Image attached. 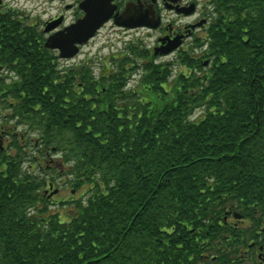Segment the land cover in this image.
Returning <instances> with one entry per match:
<instances>
[{"label":"trees","instance_id":"trees-1","mask_svg":"<svg viewBox=\"0 0 264 264\" xmlns=\"http://www.w3.org/2000/svg\"><path fill=\"white\" fill-rule=\"evenodd\" d=\"M208 16L166 62L63 65L35 30L0 36V264H196L227 209H264V0ZM58 178L83 194L56 200Z\"/></svg>","mask_w":264,"mask_h":264},{"label":"flooded vegetation","instance_id":"flooded-vegetation-1","mask_svg":"<svg viewBox=\"0 0 264 264\" xmlns=\"http://www.w3.org/2000/svg\"><path fill=\"white\" fill-rule=\"evenodd\" d=\"M88 0H0V36L4 38L31 39L34 30L42 36L44 46L56 51L59 62L72 58H62L61 48L46 46L48 39L57 33L68 32V28L87 16L84 8ZM210 0H89L91 10L97 8L100 15L113 9L112 16L105 21L85 43L78 44L79 51H83L90 41L100 36L104 28L110 32L132 34L134 31L146 29L158 32L157 42L149 51L156 48H166L170 45L178 46L172 51L188 50L189 42L195 37L205 38L210 18L208 5ZM116 16L122 17L132 26L119 25ZM157 27L150 23L157 22ZM18 23V31L9 29L8 24ZM144 23L143 25H138ZM200 29V32L198 30ZM9 30V32H8ZM80 32V34H82ZM190 43V44H189ZM10 44V43H9ZM0 51H10L5 43L0 42ZM27 51H32L31 48ZM78 55V54H77ZM74 58V57H73ZM63 65L65 63H62ZM11 71L9 74L8 72ZM13 68L0 65V74L11 80L15 77ZM16 78V77H15ZM2 102H0V105ZM8 111L10 110L6 107ZM7 110L2 112H8ZM6 116L7 113H4ZM16 120V119H15ZM20 122V121H19ZM18 129H25L24 124H19ZM1 136V135H0ZM53 187V186H51ZM224 220L228 223L227 231L215 234L217 240L210 248L203 246L202 260L196 264H264V209L254 208L247 211L227 209ZM192 264V263H191Z\"/></svg>","mask_w":264,"mask_h":264},{"label":"rangeland","instance_id":"rangeland-1","mask_svg":"<svg viewBox=\"0 0 264 264\" xmlns=\"http://www.w3.org/2000/svg\"><path fill=\"white\" fill-rule=\"evenodd\" d=\"M109 30L110 28H107V27L104 28L100 36H98L95 40L90 41L86 46H84L83 51H80V53L76 55L74 58L68 61H65V62H61V63H65L66 65L73 64L76 62L80 63L81 61L85 60L87 57L92 58L93 61H97V58H100V57L103 58L111 53L118 54L119 52H122V51H131L130 48L134 50L136 46H138V49H141V50L144 47H147L148 49H152V47H154L157 42L158 32L156 31H148L146 29H140L138 31L132 32V34L130 33L127 34L126 37H123L122 34H118L114 32L111 33ZM199 32H200V29L198 30L197 33ZM195 36L189 40V42L192 41V43L191 44L189 43L190 46L189 45L187 46L188 50L194 48L193 42L196 38ZM195 51H201V49L195 48ZM177 54H178V51H175L170 54L159 55L156 58V61L157 62L175 61ZM180 68L181 66L179 64H175L174 73L177 72ZM138 78L139 76L137 75L134 76L133 79L130 80L129 86L133 87L134 85H136V82H137L136 80H138ZM6 106L7 105L5 104H1L0 110L2 111L7 110L5 109ZM200 114H201V111H197L194 116L197 117ZM55 157H57L56 154H55ZM45 174L47 173L45 172L43 175ZM68 179L69 178L67 177V181ZM57 181L59 182V184H57V187L59 188V190H61V192L55 196L56 200L66 199V201H68V200L79 198L83 194L82 190L75 191L74 193H72L73 187L67 184L64 185V183L62 182L60 178H58ZM52 207H57V206L53 205Z\"/></svg>","mask_w":264,"mask_h":264},{"label":"water","instance_id":"water-1","mask_svg":"<svg viewBox=\"0 0 264 264\" xmlns=\"http://www.w3.org/2000/svg\"><path fill=\"white\" fill-rule=\"evenodd\" d=\"M89 6V0L87 1L86 5H84V8L87 11V16L81 20H79L77 23L71 25L68 28V32L64 33H57L55 35H52L48 41L46 42V46L51 48L59 47L62 51H60V56L62 58H72L75 55H77L79 51L78 44L85 43L89 38H91L96 30L107 20H109L112 16L113 9L106 12L105 14L100 15L99 12H97V8H94L91 10ZM116 22L119 25H126V26H132L133 23H126L122 20V17L116 16ZM157 21V20H156ZM144 23H139L138 25H143ZM150 26L157 27L159 25V20L154 23H150ZM80 34V32H82ZM178 46V43L167 46L166 48H156L155 54L156 55H164L169 54L173 52L172 50ZM205 64H208V60H206ZM57 191V190H56Z\"/></svg>","mask_w":264,"mask_h":264}]
</instances>
